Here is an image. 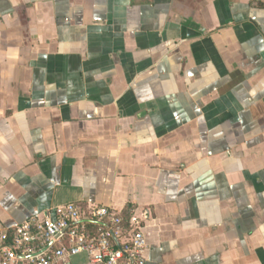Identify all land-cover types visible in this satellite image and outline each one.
Wrapping results in <instances>:
<instances>
[{
	"label": "crops",
	"instance_id": "crops-1",
	"mask_svg": "<svg viewBox=\"0 0 264 264\" xmlns=\"http://www.w3.org/2000/svg\"><path fill=\"white\" fill-rule=\"evenodd\" d=\"M68 203L264 264V0H0V232Z\"/></svg>",
	"mask_w": 264,
	"mask_h": 264
},
{
	"label": "built area",
	"instance_id": "built-area-1",
	"mask_svg": "<svg viewBox=\"0 0 264 264\" xmlns=\"http://www.w3.org/2000/svg\"><path fill=\"white\" fill-rule=\"evenodd\" d=\"M144 219L125 221L105 206L68 203L0 232V264H69L82 255L85 264H147Z\"/></svg>",
	"mask_w": 264,
	"mask_h": 264
}]
</instances>
